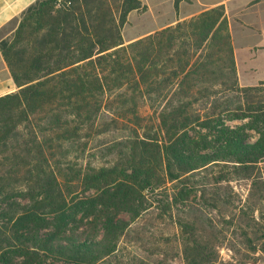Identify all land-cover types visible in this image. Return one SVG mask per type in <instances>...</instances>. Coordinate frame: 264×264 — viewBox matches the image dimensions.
<instances>
[{"label":"trees","instance_id":"16d2710c","mask_svg":"<svg viewBox=\"0 0 264 264\" xmlns=\"http://www.w3.org/2000/svg\"><path fill=\"white\" fill-rule=\"evenodd\" d=\"M135 3L122 0L118 23L109 18L104 26L106 15L100 14L112 13L108 0H36L20 13L10 38L0 40V53L16 88L0 96V145L8 147L2 158L8 167L0 174V194L9 191L11 182L26 185L17 189L26 204L0 213V264H102L116 251L130 222L152 208L155 193L166 190L163 185L192 183L210 166L232 164L238 170L264 161V102L256 107L245 104L257 89L237 84L222 8L201 12L183 24L198 46L206 39L208 48L225 46L230 72L217 78L223 89L197 93L188 88L181 93L185 103L159 110L156 102L173 96L183 81L195 80L206 63H199V57L192 62L194 54L186 51L180 54L175 34L167 29L123 46L120 26ZM137 97L150 102L158 119L156 132L164 137L161 145L154 130L139 136L144 116L135 104ZM219 97L225 100L216 104ZM198 100H205L210 109L192 110ZM223 114L227 120L248 118L250 128L261 133L248 142L224 125ZM61 116L69 121H61ZM118 129L130 135L124 144L112 142L107 148H116V157L80 169L74 177L100 193L73 203L76 193L70 184L65 187L68 177L63 175L72 174L66 150L77 144L81 154L86 149L82 140ZM206 176L194 182L203 180L204 186ZM68 196L74 210H80V219L91 214L95 221L96 216L98 239L93 221L82 240L67 232ZM46 217L56 221L49 233L42 231ZM188 240L192 246L187 264H215L205 244Z\"/></svg>","mask_w":264,"mask_h":264},{"label":"rangeland","instance_id":"374dc122","mask_svg":"<svg viewBox=\"0 0 264 264\" xmlns=\"http://www.w3.org/2000/svg\"><path fill=\"white\" fill-rule=\"evenodd\" d=\"M34 1L36 0H24L21 4L25 6ZM135 1V8L125 15L123 24L120 26L123 46L162 29H167L168 33L175 34L176 48L180 54L186 51L191 55L194 54L192 62L196 61V57H199V63H206L205 69L199 68V74L195 76V80L183 81L173 89L175 91L173 96L169 94L165 100L156 102V109L160 110L163 107H174L185 103L186 99L181 96V93L188 88H191V91H197V93L204 89L214 92L222 90L223 87L219 84L220 79L217 78L228 75L230 72L229 66H227L230 59L225 46L220 43L216 47L208 48L207 43L210 42L208 39L203 42V45L198 46L197 40L189 36L190 29H188L187 24H183L200 13L186 14L184 10L192 8L189 6L178 8L180 0ZM108 5L112 13L108 14L104 10L100 14L101 16L103 13L106 15V19L103 21L104 26L105 23L108 24L109 18H112L116 24L118 23L122 0H108ZM19 19L20 13L8 22L2 32L14 30ZM177 23H180L181 26L174 32L172 29ZM12 33L13 31L9 32L6 37L10 38ZM227 33L230 43L228 23ZM206 55H209L207 60ZM215 59H219L218 63L214 62ZM209 61L214 63L209 65ZM234 68L239 87H255L257 89V91L250 93L245 104L250 107L260 106L257 103L264 102V85L262 82L248 85V80L239 79L235 62ZM117 93L115 97H117ZM224 100V98L219 97L216 104H220ZM117 101L116 99L113 104L116 107L118 106ZM207 101L211 102L212 97ZM205 102V100L193 102L192 110H198L202 113V111L210 109L209 105H204ZM135 104L140 115L144 116L141 122L143 128L138 130L139 136L147 131L149 134L151 130H154L156 135L160 137H155V139H159L160 142L162 139L163 142V135L156 132L158 119L150 109V102L137 97ZM60 119L61 121H69V118L64 116H61ZM222 119L224 125L239 131L240 135L248 142L256 140L261 133L250 128L253 123L248 118L227 120L226 114H223ZM2 120L0 118V122ZM259 128V131H262L261 124H259ZM202 132L204 133V131ZM215 133L211 134L215 135ZM128 135L130 134L127 131L118 129L114 132L94 135L89 139L82 140L81 144L85 143L86 149L81 154L76 152L77 144L66 150L67 156L72 162V166L67 167V169L72 174L64 171L63 175L65 178L68 177L65 187L66 184H70V189L76 193L72 199L73 203L77 200L85 201L100 193V191L97 193L91 186H83L75 180L76 173L88 166H97L104 161L110 162L116 157L117 150L116 148L114 150L107 148L112 142L124 144V138ZM162 142L158 145H161ZM7 148L0 145V174L8 167L2 164L4 162L3 156L8 154ZM205 175H207V183L204 186L203 180L194 182V180ZM80 177L78 178L80 179ZM194 180L192 183H182L181 181L177 185H175L176 183L163 185L161 188L166 190L160 191L161 193L158 192V194L155 193L151 200L153 201L152 208L135 221L130 222L128 228L122 232L117 241L116 251L107 257L102 264H187L186 259L190 255V247L192 246L187 239L192 238L207 246L206 250L213 256L212 260L215 261V264H264V161L258 162L255 166L240 167L238 170L232 164L210 166ZM11 184L13 185L8 189L9 191H4V196L0 194V213L7 212L10 206L17 203L26 204V200L17 195V189L19 187L24 188L26 185H21L22 183L19 184V182H11ZM175 193L177 195L172 200ZM165 194L169 196V200H166ZM70 198L68 196L65 208L66 220L69 221L66 230L73 232L75 238L82 240L86 233L91 232L90 223L93 221V216L90 214L87 215L88 218H83V216L80 219V210L79 212L74 210L72 202L69 201ZM155 199L161 200V203L156 202ZM92 203L96 204L95 202ZM93 207L98 208L99 206L93 205ZM121 216L128 220L126 214ZM46 219L48 220L44 222L43 233L52 232L55 229L54 225H56L54 219L50 217H46ZM185 224L188 226L185 228L187 230H184ZM93 227L98 239L100 224L96 216Z\"/></svg>","mask_w":264,"mask_h":264},{"label":"crops","instance_id":"0c3cea01","mask_svg":"<svg viewBox=\"0 0 264 264\" xmlns=\"http://www.w3.org/2000/svg\"><path fill=\"white\" fill-rule=\"evenodd\" d=\"M23 1L0 0V40L13 31L3 33L2 29L28 6H22ZM186 6L192 8L184 10L188 15L221 7L239 79L248 80V85L264 82V0H180L178 8ZM13 90L15 85L0 53V96Z\"/></svg>","mask_w":264,"mask_h":264}]
</instances>
